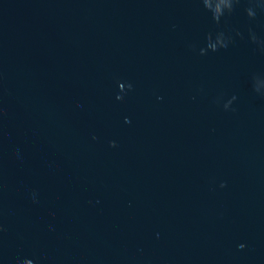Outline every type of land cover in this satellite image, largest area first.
Here are the masks:
<instances>
[{"label":"water","instance_id":"1","mask_svg":"<svg viewBox=\"0 0 264 264\" xmlns=\"http://www.w3.org/2000/svg\"><path fill=\"white\" fill-rule=\"evenodd\" d=\"M0 264H264V0H0Z\"/></svg>","mask_w":264,"mask_h":264}]
</instances>
